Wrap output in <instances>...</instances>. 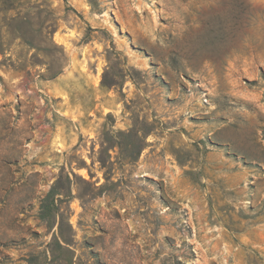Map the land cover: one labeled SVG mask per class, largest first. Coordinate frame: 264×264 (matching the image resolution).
Masks as SVG:
<instances>
[{
    "label": "rangeland",
    "instance_id": "1",
    "mask_svg": "<svg viewBox=\"0 0 264 264\" xmlns=\"http://www.w3.org/2000/svg\"><path fill=\"white\" fill-rule=\"evenodd\" d=\"M0 264H264V0H0Z\"/></svg>",
    "mask_w": 264,
    "mask_h": 264
}]
</instances>
